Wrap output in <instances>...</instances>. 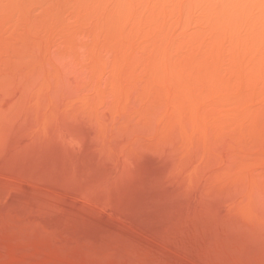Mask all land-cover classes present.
I'll use <instances>...</instances> for the list:
<instances>
[{"label": "rangeland", "instance_id": "rangeland-1", "mask_svg": "<svg viewBox=\"0 0 264 264\" xmlns=\"http://www.w3.org/2000/svg\"><path fill=\"white\" fill-rule=\"evenodd\" d=\"M0 264H264V0H0Z\"/></svg>", "mask_w": 264, "mask_h": 264}]
</instances>
